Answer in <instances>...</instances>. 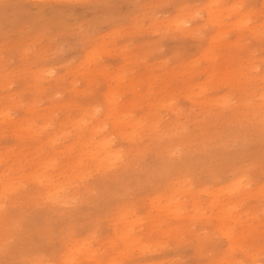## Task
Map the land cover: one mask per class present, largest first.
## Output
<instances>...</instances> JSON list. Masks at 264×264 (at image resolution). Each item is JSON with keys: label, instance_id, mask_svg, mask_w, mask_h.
Segmentation results:
<instances>
[{"label": "rangeland", "instance_id": "374dc122", "mask_svg": "<svg viewBox=\"0 0 264 264\" xmlns=\"http://www.w3.org/2000/svg\"><path fill=\"white\" fill-rule=\"evenodd\" d=\"M207 11L221 15L219 25ZM188 14L191 24L178 29ZM5 40L14 41L7 61ZM262 62L264 0H7L0 171L22 178L0 203V264L258 260ZM47 114L53 124L41 130ZM95 126L96 135L116 131L109 138L120 158L103 167L74 147ZM48 160L59 184L62 171L70 176L78 160L85 164L70 178L65 203L47 202L29 179ZM171 201L181 216L165 212ZM127 226L142 246L120 239Z\"/></svg>", "mask_w": 264, "mask_h": 264}, {"label": "bare ground", "instance_id": "6f19581e", "mask_svg": "<svg viewBox=\"0 0 264 264\" xmlns=\"http://www.w3.org/2000/svg\"><path fill=\"white\" fill-rule=\"evenodd\" d=\"M206 16L207 19L209 21L215 22V20L217 21V24H220V21H218V17L221 15H214L213 12L211 11H207L206 12ZM193 17L188 14L187 18L182 20L181 22L177 23V28L178 29H182L186 26H189L192 22ZM238 22L242 23L243 26H246V22L243 20H239ZM216 25V23H215ZM187 31H190L191 29L187 28ZM204 53V52H203ZM202 53V54H203ZM202 56V55H201ZM205 57V56H204ZM49 74H52L51 71H47ZM241 80V79H240ZM58 82V81H57ZM47 89V88H46ZM76 91V90H75ZM193 94V93H192ZM191 94V95H192ZM105 96V95H104ZM112 96V95H111ZM110 96V97H111ZM169 101V100H168ZM202 101V100H200ZM109 102V101H108ZM167 101H165L166 103ZM164 103V104H165ZM112 104V103H111ZM168 104V103H166ZM170 104V103H169ZM163 105V103L161 104ZM19 106V105H18ZM264 109V107H263ZM45 114V113H44ZM90 114V113H89ZM7 117V111L5 109H0V118L1 119H5ZM50 114L45 115V117L43 118V126L41 127V130H44L45 128H49L51 127L52 121H50ZM126 118V117H125ZM116 119V118H115ZM81 120V119H80ZM80 120L78 122H80ZM122 120V119H121ZM126 119H124L125 121ZM77 122V123H78ZM82 122V121H81ZM84 122V121H83ZM81 123L78 127H76L80 132L81 135L83 136L85 129V125L84 123ZM90 122V121H89ZM157 122V121H156ZM76 123V124H77ZM120 123H123V125L125 127H127V129H131V133H134L136 131V124L133 122H122L119 119H117L115 121V125H119ZM152 124V123H151ZM150 124V125H151ZM176 124V123H175ZM157 126V125H156ZM124 127V128H125ZM93 128V132H92V136H95L97 134L95 128H97V126L92 127ZM184 129V128H183ZM115 129L112 127L111 131L106 133L108 135H105V133H100L98 135H96L94 138H92V136H89L87 139H83V140H78L76 145L74 147H78V151H79V157H81V155H84L85 160L84 161H88L91 163H94L93 165L96 164V166L98 167H103L104 164L106 163H113L115 161H117L120 158V153L119 151L113 149L112 146V141L109 138V135L114 134ZM125 134V133H124ZM138 135V134H137ZM140 136V135H139ZM52 143V141L50 142ZM186 147V146H185ZM177 149V148H176ZM49 150V149H48ZM175 154V153H174ZM75 160V159H74ZM2 162V155L0 154V163ZM83 162V161H82ZM81 162V160H78L76 165L71 167V175L69 176L65 171H62V175L64 176L61 180V183H57V180L59 178H61L62 176H56L53 177L51 176V174L48 173V168L51 167L52 161L48 160V161H43V162H38L36 164V168L33 167L34 171L30 174L29 179L32 180L36 186L41 190V192L44 193L45 196V200L48 202L51 200V202H59V203H65L67 201V196L64 194L66 186L70 185V178L71 177H78L80 178L84 171H85V164H83ZM36 163V162H35ZM1 166V164H0ZM116 167V166H115ZM81 168V170H80ZM46 169V170H45ZM44 170L42 173L38 174V172ZM95 172V171H94ZM22 177L21 176H17V177H8L5 176L4 171H0V203L2 201V199H8V203L10 201L9 199V194H11L13 191L16 190L17 187L20 186L19 182L20 179ZM235 181V180H234ZM239 182V181H238ZM236 186L234 185V188ZM229 189L227 188V191ZM233 189H231L230 191L232 192ZM229 191V192H230ZM235 191V190H234ZM223 193V192H222ZM228 193V192H227ZM216 200H214L212 203L215 204ZM152 203V202H151ZM157 203V202H156ZM63 205V204H61ZM161 205V204H160ZM228 207V206H226ZM181 206L176 203V202H172L168 205V206H164L163 209L165 210V212L170 213V211L172 212V214L177 215V216H181L183 214L182 210L180 209ZM197 207L194 205L193 210H196ZM226 209V208H225ZM159 210V209H158ZM244 214V213H243ZM219 215V214H218ZM231 215V214H230ZM223 216V215H221ZM217 217V216H216ZM174 218V217H173ZM222 218L219 216V219ZM123 219V217H122ZM246 219V218H245ZM131 220V218H130ZM236 219L232 218V221H235ZM132 221V220H131ZM139 221V220H138ZM137 221V222H138ZM124 222V221H123ZM221 222V221H220ZM134 223V222H132ZM231 224V223H230ZM131 224H129L130 226ZM127 226V228L120 234V239H122V241H124L125 245H127L128 247H130L131 245H136L135 243H138V238L134 237L132 234V230L131 228ZM129 227V228H128ZM264 229V228H263ZM166 235V233H165ZM231 236L227 233L226 234V238L230 241ZM167 238V237H166ZM159 239V238H158ZM225 240V239H224ZM146 242V241H145ZM139 244V243H138ZM142 246V244H139ZM146 244H143V246ZM137 247V246H136ZM145 247V246H144ZM147 247V246H146ZM75 248V247H74ZM80 247H77V249L79 250ZM76 249V248H75ZM130 249V248H129ZM138 249V248H137ZM74 250V249H71ZM140 250V249H139ZM143 250V249H142ZM71 252V251H69ZM68 252V253H69ZM79 252V251H78ZM92 254V253H90ZM209 254V253H208ZM89 258V256H88ZM226 259V258H225ZM85 260H87V258H85ZM72 259L67 261H63L64 264H71ZM228 264H232V263H228Z\"/></svg>", "mask_w": 264, "mask_h": 264}, {"label": "snow or ice", "instance_id": "6c2138e0", "mask_svg": "<svg viewBox=\"0 0 264 264\" xmlns=\"http://www.w3.org/2000/svg\"><path fill=\"white\" fill-rule=\"evenodd\" d=\"M6 2L7 0H0V6H2ZM39 7H45V5H39ZM25 30L30 31V26H28ZM16 39H19V37H17ZM13 42L14 41H11V40L4 41L3 55L6 61L10 59ZM260 72L264 74V62H262L260 66ZM260 99L262 102V107H264V82H262L261 84ZM261 141L262 143H264V117H262V120H261ZM261 166L264 167V161H262ZM5 252H6V249L4 247H0V255H3ZM245 264H264V241H262L260 258L258 260L247 261L245 262Z\"/></svg>", "mask_w": 264, "mask_h": 264}]
</instances>
